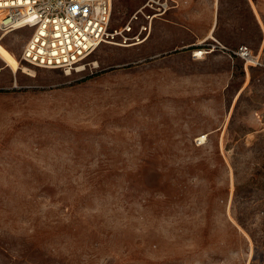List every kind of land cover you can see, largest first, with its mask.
<instances>
[{
    "label": "rangeland",
    "instance_id": "374dc122",
    "mask_svg": "<svg viewBox=\"0 0 264 264\" xmlns=\"http://www.w3.org/2000/svg\"><path fill=\"white\" fill-rule=\"evenodd\" d=\"M219 6L258 66L148 43L37 68L31 30H0V264H264V0Z\"/></svg>",
    "mask_w": 264,
    "mask_h": 264
},
{
    "label": "built area",
    "instance_id": "2783aa9c",
    "mask_svg": "<svg viewBox=\"0 0 264 264\" xmlns=\"http://www.w3.org/2000/svg\"><path fill=\"white\" fill-rule=\"evenodd\" d=\"M114 2L0 0V30L2 34L26 28L31 30L21 61L37 68L74 69L84 65L103 44L134 47L146 42L153 22L165 15L170 6L168 0H147L126 24L113 28ZM206 43L200 46L203 49L198 47L193 51L194 58H198L196 50H218L240 58L247 66L260 64L259 56L247 45L228 49L220 43Z\"/></svg>",
    "mask_w": 264,
    "mask_h": 264
},
{
    "label": "crops",
    "instance_id": "0c3cea01",
    "mask_svg": "<svg viewBox=\"0 0 264 264\" xmlns=\"http://www.w3.org/2000/svg\"><path fill=\"white\" fill-rule=\"evenodd\" d=\"M219 3L220 0H173L166 14L153 22L144 43H151L147 49L151 56L175 52L190 55L208 41L221 44Z\"/></svg>",
    "mask_w": 264,
    "mask_h": 264
},
{
    "label": "bare ground",
    "instance_id": "6f19581e",
    "mask_svg": "<svg viewBox=\"0 0 264 264\" xmlns=\"http://www.w3.org/2000/svg\"><path fill=\"white\" fill-rule=\"evenodd\" d=\"M9 33H5V35L1 38V40L3 39V38H5L7 35H8ZM212 39L214 38V37H211ZM207 40V39H206ZM205 42V41H204ZM145 42H140V43H138V44H136L135 46H139V45H143ZM133 46V45H132ZM132 46H129V47H132ZM134 46V47H135ZM129 47H127V48H129ZM196 52V56L198 57L197 59H202V58H205V55H207V54H211L212 52H208V51H206V50H196L195 51ZM2 59V61L4 62V64L6 65V67L7 68H9L11 71H13L14 70V67H13V64H12V62H10L8 59H5V58H1ZM92 65V64H91ZM83 67V66H82ZM17 68H19V69H24V70H27V69H25L24 67H21L20 65H17ZM86 68V67H85ZM69 70V69H68ZM72 71V70H71ZM74 72V71H73ZM83 72V71H82ZM68 73H70V71H68ZM77 73V72H76ZM31 75H33V74H31ZM207 138V135H204V136H202L201 138H199V140L202 142V141H204L205 139ZM205 144H206V142H205Z\"/></svg>",
    "mask_w": 264,
    "mask_h": 264
}]
</instances>
